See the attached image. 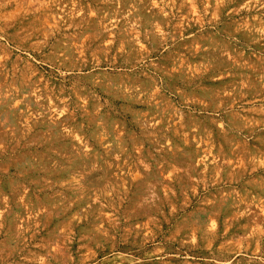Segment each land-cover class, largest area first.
Instances as JSON below:
<instances>
[{
	"label": "rangeland",
	"instance_id": "374dc122",
	"mask_svg": "<svg viewBox=\"0 0 264 264\" xmlns=\"http://www.w3.org/2000/svg\"><path fill=\"white\" fill-rule=\"evenodd\" d=\"M0 264H264V0H0Z\"/></svg>",
	"mask_w": 264,
	"mask_h": 264
}]
</instances>
